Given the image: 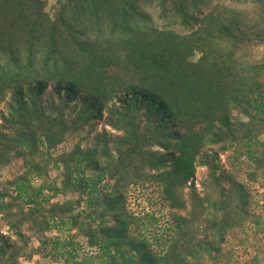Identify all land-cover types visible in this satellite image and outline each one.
<instances>
[{
  "label": "trees",
  "instance_id": "16d2710c",
  "mask_svg": "<svg viewBox=\"0 0 264 264\" xmlns=\"http://www.w3.org/2000/svg\"><path fill=\"white\" fill-rule=\"evenodd\" d=\"M46 5L0 0V172L22 166L0 175V264L264 260H231L246 226L264 233L235 174L264 180V59L252 56L264 0H57L52 16ZM130 187L150 211L127 209Z\"/></svg>",
  "mask_w": 264,
  "mask_h": 264
},
{
  "label": "rangeland",
  "instance_id": "374dc122",
  "mask_svg": "<svg viewBox=\"0 0 264 264\" xmlns=\"http://www.w3.org/2000/svg\"><path fill=\"white\" fill-rule=\"evenodd\" d=\"M57 0H47V5H46V12L52 16L53 14V7L56 4ZM252 56L255 60H263L264 59V46H257L252 48ZM196 56L194 57L193 60H196ZM5 110L1 107L0 108V113ZM233 118L239 119L241 121H245L246 119L237 114L233 113ZM101 129V124L96 125L93 130L94 132H98ZM83 135L86 134L83 133ZM261 141H264V136L260 137ZM91 144L90 139H85L83 144L85 145ZM72 145L71 142H67L65 145H62L59 148V151L63 150H69L71 149ZM227 160V155H224L221 157V163L224 167L225 170H230L231 167L228 166L226 163ZM245 165H241L235 170V174L237 179L244 185L245 189L250 193L251 198L253 202L255 203V213L256 214H261L264 217V180H262L260 183H256L253 181H248L246 180L245 176ZM22 171V166L19 161H13L10 165L5 167L1 172V181L9 180L18 175ZM48 179L56 182L59 184L60 182V176L59 173L57 172H50L48 175ZM206 179V169L205 168H197L194 179H193V187L196 190V192L200 193L201 190V183ZM191 187L189 189L184 190V197L188 198V195L190 193ZM146 191H142L139 187H130L128 190V193L126 194V205L127 209L131 212L134 213L135 215H140L141 213H146L147 211H150V204L148 200ZM64 200L63 197H57L55 202H62ZM172 213H179L177 211H172L170 212L168 209H163V215H172ZM6 231L5 228L2 229V232L4 233ZM58 233H49L48 236L50 237H55L58 235ZM60 237H64L63 234L60 235ZM238 237L243 240L241 244H236L235 250L232 252V250H229V248L225 249V253H228V251L232 252V259L235 260V258L239 255L238 253H246V251L251 252L253 251L254 253L257 252L260 257L264 258V233L261 234H254V229L252 228L251 225L246 226L245 230L243 232H239ZM77 243H79L84 250L87 249V244L86 240L82 237H77L75 240ZM39 247L37 241L35 239H32L29 244V248L32 250H35ZM256 251V252H255ZM231 258V257H230ZM264 261V260H262ZM260 261L258 264H264ZM20 264H51L48 260L43 259L39 254H34L32 259L30 261L28 260H21Z\"/></svg>",
  "mask_w": 264,
  "mask_h": 264
}]
</instances>
